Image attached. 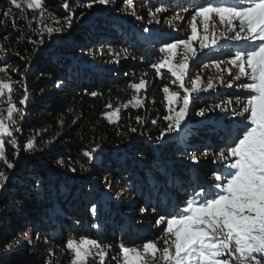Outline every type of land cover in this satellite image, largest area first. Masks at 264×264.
<instances>
[{
  "label": "trees",
  "instance_id": "16d2710c",
  "mask_svg": "<svg viewBox=\"0 0 264 264\" xmlns=\"http://www.w3.org/2000/svg\"><path fill=\"white\" fill-rule=\"evenodd\" d=\"M197 1L162 0V4L173 9L177 4L190 7ZM17 2L21 4L20 9L15 8L10 0H0V62H3L0 67L8 68L7 74L0 72V78L4 81L11 79L15 83L12 95L18 96L17 92L21 91V98L26 86L29 100L26 105L14 101L27 115L26 123H22L19 115L14 117L22 126L20 155L16 156L12 146L6 143L7 158L16 166L10 170L15 175L0 193V264H72L74 254L65 247L70 238L77 242L81 237L104 238L107 244H111L116 243L121 232H125L121 235L127 239L124 244H136L139 230L131 225L122 231L116 228L117 218H113L115 211L110 200L104 203L103 213L96 212V219L87 211L94 204L96 191L94 189L93 195L89 189L105 183L103 174L105 178L110 176L111 182H117L123 189L128 188L129 180L131 189H128L133 191L139 177L146 176L143 165L134 161L132 165L134 153L141 160L155 162L157 167L154 170H159L161 175L177 171L174 175L182 176L183 184L175 192L160 182L154 188L149 186L156 204L166 208L165 214L170 206V209L177 206L180 198L187 199L195 184L202 182L193 171L189 173L190 184H186V176L180 173L182 166L188 169L186 164H176L173 170L166 164L162 170L161 160H157L149 146V142L161 140L159 135L165 128L163 117L168 113L166 104H163L161 81L151 68L157 61L150 54L153 39H146L149 34L142 33L147 26L140 28L139 39L111 34L110 31L103 35L101 30H119L121 25L99 18L110 15L108 5L96 3L89 9L84 7L88 0H68L66 9L63 6L65 0H42L45 24L60 27L69 13L76 15L70 29L49 37L46 32L40 33L41 25L34 19L39 18L40 11L28 9L24 0ZM5 12L10 14L5 16ZM123 17L132 22L129 15ZM77 19L79 29L74 35ZM55 20H60L61 24H55ZM122 27L126 29L123 24ZM101 36L110 42H118L117 45L109 42L122 58L113 73L107 67L102 69L89 62L92 54L88 48L97 50L104 42L101 43ZM41 38L44 43H37ZM159 39L153 41L156 43ZM123 48L128 49L127 57L121 51ZM12 67L19 71L14 73ZM24 76L26 81L23 82ZM140 79L147 82L146 89L139 92L131 89L130 83H138ZM93 92L97 95H91ZM133 95L141 97L142 106L128 103ZM109 104L112 108L107 107ZM124 104L128 106L123 107ZM116 107L120 109L118 119L109 122L104 113H110ZM6 116L7 110L0 109V117ZM137 117L142 123L137 122ZM153 120L156 124L152 123ZM47 125L50 126L44 132L39 130ZM133 127L136 132H131ZM4 139L8 141V137ZM30 140L34 148L26 151L24 145ZM210 140L215 141L212 137ZM97 145L99 152L94 162L84 157V151ZM176 147L182 149L181 144L177 143ZM168 149L172 151L174 147L168 145ZM58 160L64 161L63 167ZM168 160L172 162V159ZM70 168H75V172ZM0 170H9L2 161ZM207 170L212 171H204ZM131 174L137 175L138 179ZM162 191L164 199H160ZM169 193L173 196L170 197ZM144 199L146 197L141 203H145ZM145 205L141 204L139 209ZM148 216L142 215L141 220L145 221ZM94 225L98 227L95 229ZM24 233L31 234L30 244L24 239ZM33 233L40 237L36 245ZM145 235L141 234V237L145 238ZM34 250L39 251L36 258ZM86 264H99V259L92 256Z\"/></svg>",
  "mask_w": 264,
  "mask_h": 264
},
{
  "label": "snow or ice",
  "instance_id": "6c2138e0",
  "mask_svg": "<svg viewBox=\"0 0 264 264\" xmlns=\"http://www.w3.org/2000/svg\"><path fill=\"white\" fill-rule=\"evenodd\" d=\"M10 3L17 9L21 8L17 0H10ZM24 3L28 9L40 11L39 18L34 19L41 25V34L46 32L51 37L53 33L72 27L74 13H69L64 18L62 26L55 27L43 22L42 0H24ZM96 3L108 5L111 0H88L84 7L90 9ZM122 3L126 10L134 9L133 0H122ZM63 6L66 9L69 7L68 0H65ZM176 7L184 12L189 10L182 4H177ZM163 11V5L155 7L154 11L150 5L148 15L155 19L156 14ZM9 14L10 12L4 13L5 16ZM131 14H134V10ZM173 16L176 20L184 19L179 12ZM151 22L152 20L149 21ZM156 22L159 23L158 20ZM166 22L171 25L170 20ZM54 23L61 24V21L55 20ZM198 23L202 33L198 32ZM189 26L191 33L187 35V39L163 43L159 51L165 55L152 65L158 76L162 69H167L174 78L171 83L183 90L181 94L179 90H170L167 84L163 87L169 114L163 117L167 126L161 130L159 139L175 136V142L184 145V155H189V147L194 149L190 158L193 165L199 164L196 146L188 141L193 132L187 126L186 118L191 112L194 95L215 89L217 84L209 78L206 86H202L200 74L194 78L191 76L190 61L195 60L198 52L219 48L226 41L238 42L229 48L231 55L225 60H212L211 65L222 73H228L227 79L220 75L217 83H227L229 88L239 87L245 90L246 100L242 101L241 96H236L233 101L229 97L211 108H200L196 112L197 116L204 117L206 112L214 109H219L225 115L230 110L232 116L238 117L228 121H225L224 116L216 119L214 123L217 138L200 153L205 158L212 155V162L218 167L211 173L210 179H202L201 183L194 185L184 207H174L166 215L157 213V225L163 226L166 223L163 247H159L157 241L144 242L142 250L121 245L123 264H264V0H199L192 7ZM144 32L149 33L146 39H157L150 33V29L145 28ZM193 42L199 44V49L192 46ZM37 43L43 44V38ZM181 46L184 52L178 62L173 63L177 49ZM121 51L125 57L128 56L127 48ZM110 54H113V62L119 63L120 52L113 53L110 49ZM209 66L205 63L203 68ZM12 71L18 72L19 69L13 68ZM0 72L7 74V66L0 67ZM243 79L248 82H242ZM14 86L11 79L0 80V99L7 92V116L0 117V161L9 170L16 165L7 158L6 143L13 149L19 147L13 131L19 132L21 128L14 117L19 115L23 119V109L18 108L12 98ZM129 86L139 92L146 89L147 82L140 79L138 83H130ZM91 95L95 96L97 93L93 92ZM28 100L25 86L24 96L19 104L26 105ZM133 101V106H142L141 99L136 95L128 103ZM234 103L237 107H232ZM127 106L128 104L123 105ZM107 107L112 108V105ZM119 111V107H116L104 115L109 122H114V118L118 119ZM137 122L142 123L140 117H137ZM152 123L156 124V121L153 120ZM130 130L137 131L134 127ZM5 137L12 139L6 142ZM33 148L31 140L24 145L26 151ZM212 148H219V151H210ZM98 152L99 145L90 151H84L83 155L94 162ZM57 163L64 166L63 160H58ZM70 170L75 172L76 169ZM194 175L201 179L198 170L194 169ZM10 179L8 173L0 170V186H6V181ZM108 180L106 177L105 185L110 188ZM120 195L117 193V196ZM95 209L96 205H93V212ZM140 211L145 213L147 209L141 207ZM155 211L153 208V212ZM24 239L30 244L31 234L24 233ZM65 247L74 254L72 264H86L93 256L89 247L97 250L95 255L99 258V264H106L107 251L97 239L81 237L77 242L70 238Z\"/></svg>",
  "mask_w": 264,
  "mask_h": 264
},
{
  "label": "rangeland",
  "instance_id": "374dc122",
  "mask_svg": "<svg viewBox=\"0 0 264 264\" xmlns=\"http://www.w3.org/2000/svg\"><path fill=\"white\" fill-rule=\"evenodd\" d=\"M138 1V2H136ZM199 2V0L197 1ZM133 4H134V9H127L125 8V5L122 3V0H111V3L108 4V7H110V15L107 16H101L99 17L100 19L102 18H107V20H111L114 23H118L121 24L119 26V30L117 28L114 29H109V28H105L104 32L101 30V32L103 33V35H105L107 32L110 31L111 34H123L124 37H127L128 35L135 37L136 39H139L138 33L140 31V28L142 29L143 26H147L148 29H150V33L154 34L153 36L160 38L159 40H157V42L155 43L153 40L151 41L152 43H150L151 45V51L150 54H153V57L155 59H157V61H155L154 63L159 62V60L165 55L164 53H161L159 51L160 47L162 46L163 43H171L173 40L175 39H187V35L191 33V28H190V21H191V15H192V6L188 7V6H184V8H188L189 10L187 12H184L181 8H168L166 7V5L162 4V0H157L154 2L152 0H133ZM152 6L153 11L155 9V7L157 6H161L163 5L164 11L162 13L156 14V18L152 19V17H150L148 15V10H149V6ZM134 10V14H131ZM179 12L184 19L183 20H176L174 19L173 14ZM72 13V12H71ZM123 15H129L130 17V22L127 21L126 19H124ZM74 16L75 13H74ZM98 19V18H97ZM96 19V20H97ZM78 20V19H77ZM95 20V22H96ZM152 20L151 23H149V21ZM159 21V23H157L156 21ZM171 21V25L169 23H167L166 21ZM78 22L79 20L76 22V25L74 26V30L77 31L78 28ZM87 23H89V20H87ZM122 24L125 25L124 29L122 27ZM129 24L131 26V28L127 25ZM91 25V22L90 24ZM198 27V32L202 33V28L200 27L199 23L197 25ZM122 28V29H121ZM114 30V31H112ZM222 30V29H221ZM108 33V34H110ZM144 34H146L143 30ZM78 31L74 34L77 35ZM149 34V33H148ZM161 36V37H160ZM100 41L102 43V41H104L102 44H100L99 48L97 50H93V49H89V52L92 54V56L90 57V61L92 63H95V65H99L100 68H108V70H111V73L114 72V70L119 68V64L120 61L122 60V58L119 56V63H115L113 62V54H110V49L113 50V53L117 52L113 49L112 45H117L118 42L117 41H108L107 37L105 36H101L100 37ZM111 44H110V43ZM232 42L234 41H226V43H223L221 47L219 48H214L212 50H204L202 53L198 52L197 57L195 58L194 61H190V67L192 69L191 71V76L194 78L197 74H200L202 77V86H206L207 81L209 78H211L213 80L214 83L217 84L215 89H210L208 91H202L200 92L198 95H194V103L192 105V109L190 114L188 115L187 119V126H190L193 132V135L190 136L188 138V141L190 144L195 145L196 146V155L199 158V164L197 165H193L191 158H190V154L193 152V148L189 147L187 149L189 155H184L183 151H184V145H181L182 149L179 150L176 147V137L175 136H169L164 140H160L157 142H149V146L152 148L153 154L154 156L157 158V160H161V169L164 170V165H170V168L173 170L176 164L182 165V164H186L188 167V169H184L185 167L182 166L181 168V174L186 176V184H190L189 183V175L188 173L190 172V174L193 173L194 169L196 168L201 174V178L203 179H210L211 178V173L213 171L207 170L206 172L204 170L206 169H213V165H214V171L216 170V168L218 167V165L213 164V157L212 155H209L208 157H204L201 156L200 153H202L205 149L206 146L208 145H212L213 142L208 141L211 139V137L216 140L217 138V128L216 124L214 123V121L216 119H218L220 116H224L225 121L228 120H236L238 119V117H234L231 114V111L229 110L228 114L225 115L224 113L220 112L219 109H214L213 111L210 112H206L204 117H200L196 115V112L200 109V108H211L214 104L219 103L222 100H226L229 97H231L233 99V101H235V97L236 96H241L242 101L246 100V95L247 93L245 92V90L239 88V87H232L229 88L227 83H217V78L220 75H223L226 79L228 77V73L227 72H220L219 70H217L215 68V66L211 65V61L212 60H225L227 58L228 55H231L232 53L229 52V48L233 45ZM194 48L199 49V44L196 42H193L192 45ZM184 52V49L181 47H179L177 49V56L173 59V63H177L181 54ZM205 63H208L210 66L208 68H203V65ZM86 64V63H83ZM223 67V66H222ZM15 67H12V69ZM116 68V69H115ZM151 68H153L151 66ZM30 70V69H29ZM29 70H27V72H29ZM153 73L156 75L157 79H159L160 82V89L163 91V87L167 84L170 87V90L172 91H176L179 90L178 87L176 85H173L171 83V81L174 79L173 77H171V74L167 72V69H162L161 70V75L158 76L156 74V70L153 68ZM16 73V72H14ZM0 80H2L0 78ZM22 81H26L25 80V76L24 79L22 78ZM242 82H248L246 79H243ZM186 86H190V84H186ZM182 91L183 90H179ZM18 96L17 95H12L13 101L19 102V100L21 99V91H18ZM5 97L2 98L0 100V109L2 110H7V92L5 91ZM163 96H165V93L163 92ZM23 98V97H22ZM139 99H141V97H138ZM134 101H133V105H134ZM163 104H166L167 106V101L165 99H163ZM232 107H237V105H235V103L232 105ZM168 113V107H167V111ZM169 114V113H168ZM166 116V114L164 115ZM26 118L27 115L25 113H23V119H22V123H26ZM164 120V119H163ZM165 121V120H164ZM18 126L21 128L22 126L18 124ZM50 125L43 126L41 128H39L40 131L44 132L47 128H49ZM167 126V121H165V127ZM199 133H198V132ZM18 134V135H16ZM21 134H22V128L21 131L19 132H15L13 131V136L16 138V140L18 141V144L20 146V139H21ZM12 137H8V140H11ZM168 145H171L172 147H174V149L171 151V149H168ZM178 146V145H177ZM220 147H223V145H220ZM210 151H219V148H212L210 149ZM14 153L16 156H19L21 153V148L18 147L16 149H14ZM133 158H132V165H133V161L136 162V164L140 163L142 166V170L143 173L146 174L145 177H139V182L135 183V188H133V191H131V187H130V182L129 180H127V186L128 188H121L120 185L117 184V182L112 183V178L110 176H108V178H110L108 180V184H110V188L106 187L105 183L99 185V188H93L92 190L89 189V191L93 193L94 195V189H96L95 191V196L94 198V204L96 205V209L95 212H93L92 210V206L91 205L89 207V209L87 210L89 215L96 219V212H101L103 213L104 210V203L106 202V200H110L109 203L111 205H114V209L113 211H115V217L113 215V218H117L115 219L116 222L118 224H116V228H120L119 230H123L127 227V225H131L134 229L135 227H137L138 231V242H136V244H131V243H127V245L124 244V240H127L126 238H121L122 234H126L125 232H121L120 237L117 236V240L116 243H112L111 244H107L104 240V238L100 239L99 241L102 242V245L105 247L106 251H107V256H106V264H123V257H122V252H121V245L125 246V247H132L133 245H135L134 247L141 249L142 250V245L144 242H146V240L148 241H157L158 242V246L159 247H163V239L164 237V227H166V223L161 226V225H157L156 220L159 218L157 213L159 215H166L165 214V210H164V206L161 205L160 203L156 204L157 202H155V200L153 199V197L151 196L152 193L150 191H152V188H154L156 185L158 184V182H160L162 184V186L164 187H169L175 192L177 190V188L180 186L181 183V178L182 176H180L179 174L174 175V173H176L177 171H174L172 173H169L167 175H161L162 173H160L159 170L155 171V167H157L155 165V162H150L147 159L141 160L140 158H137V154H133ZM168 159H172L169 162ZM163 160V161H162ZM165 160V161H164ZM157 162V161H156ZM187 170V171H186ZM6 173H8L12 177L15 175V173H13L10 170H4ZM130 176H134L137 177V175H133L131 174ZM10 179V180H11ZM105 179V175L103 174V180ZM8 180V181H10ZM6 181V182H8ZM157 182V183H156ZM167 183H169V185H167ZM94 184H96V181L94 182ZM137 186H139V188L137 189ZM148 186V187H147ZM149 186H151L152 188H149ZM5 186H0V193L2 191V189ZM161 188V187H160ZM140 190V191H139ZM198 190V189H197ZM150 192V193H149ZM168 192V191H167ZM173 192V193H174ZM117 193H120V196H117ZM149 195H148V194ZM164 193V191H162L160 193V199H164V197L162 196ZM170 194V193H169ZM173 196V195H172ZM170 194V197H172ZM146 197V200L144 199L145 203H141L143 202V198ZM186 199H179L178 203L176 206V208H182L185 206L186 204ZM176 202H174L175 204ZM183 203V204H182ZM141 204H146L145 206H147V212L145 213H141L139 206ZM144 206V207H145ZM153 208H155V212H153ZM148 214V218L144 221H142V215ZM103 216V215H102ZM111 219V218H110ZM98 226L94 225V228L96 229ZM112 228V227H111ZM132 232V231H131ZM141 234H147V236L145 235V238L141 237ZM127 236V235H125ZM132 235H130V239ZM128 237V236H127ZM39 236L35 233H33V241L34 244H38V240H39ZM90 251H93V256L97 259L98 256L95 255V252L97 250L89 247ZM34 252V257L36 258L39 251H33ZM37 252V253H36ZM38 260V258H37Z\"/></svg>",
  "mask_w": 264,
  "mask_h": 264
},
{
  "label": "clouds",
  "instance_id": "9594fccd",
  "mask_svg": "<svg viewBox=\"0 0 264 264\" xmlns=\"http://www.w3.org/2000/svg\"><path fill=\"white\" fill-rule=\"evenodd\" d=\"M234 42H236V41H234ZM233 43V42H232ZM236 43H238V42H236ZM214 128H217V127H214ZM208 141H211V140H208ZM196 169V168H195ZM212 171H214V165H213V169H212ZM190 173V172H189ZM189 173H188V175H189ZM200 174H203V173H200Z\"/></svg>",
  "mask_w": 264,
  "mask_h": 264
}]
</instances>
